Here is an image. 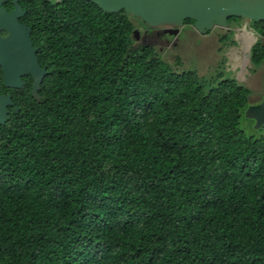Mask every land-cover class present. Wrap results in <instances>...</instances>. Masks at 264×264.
I'll return each mask as SVG.
<instances>
[{
	"label": "trees",
	"instance_id": "1",
	"mask_svg": "<svg viewBox=\"0 0 264 264\" xmlns=\"http://www.w3.org/2000/svg\"><path fill=\"white\" fill-rule=\"evenodd\" d=\"M19 3L49 73L36 99L0 66L15 102L0 124V264H264V139L241 128L252 90L138 46L125 10Z\"/></svg>",
	"mask_w": 264,
	"mask_h": 264
},
{
	"label": "water",
	"instance_id": "2",
	"mask_svg": "<svg viewBox=\"0 0 264 264\" xmlns=\"http://www.w3.org/2000/svg\"><path fill=\"white\" fill-rule=\"evenodd\" d=\"M96 3L105 12L127 13L143 20L149 27L169 29L171 33L194 20V28L206 34L216 28H229V18L264 21V0H87ZM9 0H0V66L3 80L9 88H23L25 76L34 80L32 95L40 99L39 91L48 74L41 67L31 38L32 27L20 21L27 11L19 0H13L14 8L8 9ZM3 32H6L3 34ZM138 37V30H134ZM258 40L259 37H256ZM253 44L250 48H252ZM15 106L12 94L0 93V124L5 123L9 107ZM17 109V107H16ZM246 115L256 121V127L264 125V102L250 104Z\"/></svg>",
	"mask_w": 264,
	"mask_h": 264
},
{
	"label": "rangeland",
	"instance_id": "3",
	"mask_svg": "<svg viewBox=\"0 0 264 264\" xmlns=\"http://www.w3.org/2000/svg\"><path fill=\"white\" fill-rule=\"evenodd\" d=\"M132 19L138 30L139 39L133 34L138 46L155 47L162 58L174 67L176 56L180 55L183 60L180 68H195L200 76L210 78L223 72L226 77H233L252 90L249 96L250 104L264 102V62L259 66L252 62V48L249 49L250 41L244 34L246 27L256 37L261 38L253 27V21L238 18L233 20L229 28H216L207 35L197 31L191 22L184 27L179 37H176L178 34H173L174 36H168L167 40L166 37L162 39V34H155L154 37L144 35L146 26L143 21L135 17ZM226 35L230 37L225 40ZM258 40L252 42L253 46ZM241 128L247 136L264 139V125L256 127V121L247 117L246 112L241 118Z\"/></svg>",
	"mask_w": 264,
	"mask_h": 264
},
{
	"label": "flooded vegetation",
	"instance_id": "4",
	"mask_svg": "<svg viewBox=\"0 0 264 264\" xmlns=\"http://www.w3.org/2000/svg\"><path fill=\"white\" fill-rule=\"evenodd\" d=\"M188 24H190V23H185V26L186 25H188ZM29 26V25H28ZM184 26V27H185ZM31 27V26H30ZM184 27L183 28H181V29H176V30H174V31H172L171 33L168 31L169 29H166L165 27H162V28H152V27H149L148 25H147V27H145L146 29H145V33H144V35H147L148 37H154V35L156 34V36L158 35L159 36V34H162V36H160V37H162V39H164V37H166V39L167 40H169V38H168V36L169 37H172V36H174L173 34H175V35H177L176 37H179L180 36V32L184 29ZM158 34H157V33ZM6 32H3V34H5ZM209 33H211V31L210 32H208L207 34H209ZM32 32H31V38H32ZM207 34H205V35H207ZM172 35V36H171ZM33 39V38H32ZM33 43H34V47L35 48H37L38 49V51H37V56H38V58H39V63H40V65H41V67H43V68H46L47 69V67L46 66H44L43 64H42V62H41V57H40V53H41V45L40 44H36L35 42H34V39H33ZM49 73V72H48ZM26 77H29V78H31L32 79V85H31V94H32V88H33V84H34V80H33V78L31 77V76H25L24 77V80H25V82H26V84L28 83V81L26 80ZM26 86V85H25ZM24 86V87H25ZM10 108V107H9ZM10 110V109H9Z\"/></svg>",
	"mask_w": 264,
	"mask_h": 264
},
{
	"label": "bare ground",
	"instance_id": "5",
	"mask_svg": "<svg viewBox=\"0 0 264 264\" xmlns=\"http://www.w3.org/2000/svg\"><path fill=\"white\" fill-rule=\"evenodd\" d=\"M244 34H245V37H248L249 38V41H250V44H249V49L252 45V42L256 39V36L254 35L253 32H251L250 30H248L246 27L244 28Z\"/></svg>",
	"mask_w": 264,
	"mask_h": 264
},
{
	"label": "clouds",
	"instance_id": "6",
	"mask_svg": "<svg viewBox=\"0 0 264 264\" xmlns=\"http://www.w3.org/2000/svg\"><path fill=\"white\" fill-rule=\"evenodd\" d=\"M207 34V33H206Z\"/></svg>",
	"mask_w": 264,
	"mask_h": 264
}]
</instances>
